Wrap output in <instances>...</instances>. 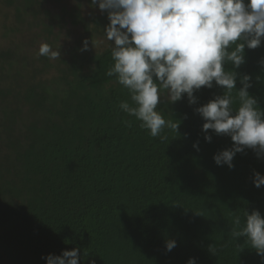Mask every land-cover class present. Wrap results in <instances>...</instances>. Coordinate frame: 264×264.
Returning <instances> with one entry per match:
<instances>
[{
	"label": "trees",
	"instance_id": "16d2710c",
	"mask_svg": "<svg viewBox=\"0 0 264 264\" xmlns=\"http://www.w3.org/2000/svg\"><path fill=\"white\" fill-rule=\"evenodd\" d=\"M51 1L0 4L13 7L18 21L30 17L44 38L54 39L64 19L58 24L38 19ZM87 5L100 12L91 13L95 34L104 37L107 12L91 0ZM82 8L80 2L65 18L88 34ZM80 43L54 66L38 57L29 63L31 76L19 79L7 80L1 66L13 73L29 55L18 48L0 53V264H47L42 257L75 248L80 264H187L190 257L197 264H264L246 237L230 235L239 230L236 216L242 224L245 211L264 216V187L253 183L254 171L264 174V159L246 150L234 158V169L217 166L214 155L233 142L214 133L206 142L205 121L194 111L224 90L201 89L196 105L186 96L161 104L165 119L180 121L179 133L165 129L168 139L161 142L119 109L121 101H131L107 75L114 65L112 46L82 52ZM245 57L236 71L252 76L250 94L264 109V45L246 48ZM241 87L238 77L237 90ZM27 116L31 122L24 123ZM196 141L199 151L192 146ZM168 239L178 245L171 252Z\"/></svg>",
	"mask_w": 264,
	"mask_h": 264
},
{
	"label": "clouds",
	"instance_id": "9594fccd",
	"mask_svg": "<svg viewBox=\"0 0 264 264\" xmlns=\"http://www.w3.org/2000/svg\"><path fill=\"white\" fill-rule=\"evenodd\" d=\"M110 23L104 29L111 42L114 65L109 77L126 89L131 103L121 101L119 109L140 121V127L161 142L165 129L179 133L180 121L165 119L159 110L167 101L175 104L186 96L190 105L198 103L196 93L203 88H222L208 103L196 107L195 113L205 122L202 132L206 142L216 136L230 137L232 146L218 151L213 160L219 167L235 168L237 154L252 150L264 159V109L250 94L252 76L240 75L246 63L245 49L264 45V0H91ZM93 44V41H92ZM89 50L83 41L81 51ZM39 56L56 60L60 51L47 44L39 47ZM228 65L233 70L228 69ZM264 68V60L260 61ZM242 85L237 90V80ZM259 79V78H257ZM236 96H233V92ZM239 101V107L234 104ZM131 126V122H127ZM199 151V141L193 143ZM256 188L264 187V174L253 172ZM198 215V214H196ZM236 229L230 235L246 237L257 255L264 258V216L259 210L244 212V222L236 216ZM177 241H165L167 252ZM210 250L214 251V246ZM47 264H80V249L49 254ZM94 264V261L92 262ZM187 264H197L190 257Z\"/></svg>",
	"mask_w": 264,
	"mask_h": 264
},
{
	"label": "rangeland",
	"instance_id": "374dc122",
	"mask_svg": "<svg viewBox=\"0 0 264 264\" xmlns=\"http://www.w3.org/2000/svg\"><path fill=\"white\" fill-rule=\"evenodd\" d=\"M80 2L83 7V10H81V15L89 22L90 30H88V34H85V32L81 28L75 26L71 27L70 23L73 22V19H71L70 16H67L65 18V15H67L68 11H71L73 8H77V5H79ZM44 8L46 10L41 8L44 13L40 14L38 19H42L45 23H49L50 19L52 18V22L57 21V24L58 21H61L62 19H64V22H66V26L62 29V31H56V33L59 35L58 38H44L42 36L41 26H34V22H32V19L30 17H28L27 20H24L26 22L18 21L15 18L16 13L14 12L13 7L0 4V53L4 51L9 52L13 49L18 48L19 52L22 55L28 54L30 57L28 63H26L25 65L23 64V66L20 67L17 71L15 69L13 73L10 71V69L8 72L7 64L6 66L2 65L1 68L4 69V72H2V74L3 77H7V80L15 77L19 79L20 75H25V77H28V75L31 76L34 68L29 65V63L36 61L37 58L40 57L38 53L39 47L42 43L49 44L53 48V50L60 51L61 53V56L56 60H50L45 57L53 64L52 66L55 65L56 61L62 60L67 56V54H69V51L71 50L70 46H73L74 44L75 46H77L78 44H81L80 42H83L86 39L89 41V49L92 52L99 53L112 46L111 42L107 41L106 36L102 37L99 33L95 34V31H97V27L93 23L94 14L92 15L91 12L95 13V15L100 14V12L90 9V7L87 5V0H61L58 2L56 0H52L50 3L47 2L44 5ZM36 10H40L39 5L36 6ZM20 62L22 61L20 60ZM40 69L41 67L39 68V70ZM53 72L54 71L51 72V75H53ZM42 74H44L45 76V73H43V71ZM48 78H50V75ZM28 122H31V120L27 116L25 117L24 123ZM21 125L22 123H20L17 128H21ZM0 234L2 235L1 232Z\"/></svg>",
	"mask_w": 264,
	"mask_h": 264
}]
</instances>
